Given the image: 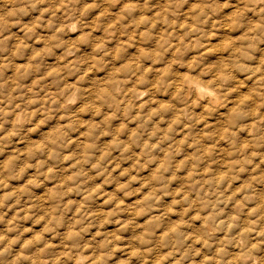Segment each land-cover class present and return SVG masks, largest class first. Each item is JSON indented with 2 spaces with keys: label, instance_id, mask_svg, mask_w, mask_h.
<instances>
[{
  "label": "clouds",
  "instance_id": "obj_1",
  "mask_svg": "<svg viewBox=\"0 0 264 264\" xmlns=\"http://www.w3.org/2000/svg\"><path fill=\"white\" fill-rule=\"evenodd\" d=\"M0 264H264V0H0Z\"/></svg>",
  "mask_w": 264,
  "mask_h": 264
}]
</instances>
